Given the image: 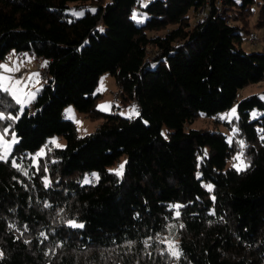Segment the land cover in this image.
<instances>
[{
	"label": "trees",
	"instance_id": "16d2710c",
	"mask_svg": "<svg viewBox=\"0 0 264 264\" xmlns=\"http://www.w3.org/2000/svg\"><path fill=\"white\" fill-rule=\"evenodd\" d=\"M142 1L0 0V61L12 52L49 66L19 117L0 87L11 144L0 160V264H264V89L239 99L264 82V49L243 47L254 15L264 29V0ZM106 73L137 117L96 106ZM234 104L238 117L220 119ZM68 105L104 121L79 135ZM201 117L215 127H191ZM220 124L236 126L231 140ZM53 135L66 145L47 144ZM123 154L120 175L109 166ZM238 155L242 171L229 165Z\"/></svg>",
	"mask_w": 264,
	"mask_h": 264
},
{
	"label": "rangeland",
	"instance_id": "374dc122",
	"mask_svg": "<svg viewBox=\"0 0 264 264\" xmlns=\"http://www.w3.org/2000/svg\"><path fill=\"white\" fill-rule=\"evenodd\" d=\"M150 0H143L142 5L145 6ZM208 8L210 9V5H206L205 7H201V9L196 13V16L198 18L204 17L207 14ZM78 13H81L79 15L83 14V11H79ZM201 14V15H200ZM133 16H135L138 24H143L147 18V13L142 9H134ZM195 17H192V21L195 22ZM252 26L250 27V33L247 36L246 41L243 43V47L247 51H260L264 49V29L261 28H254L253 23L255 22L256 15H254L252 18ZM169 28H166L165 30L160 31H154L152 34H165ZM248 41V42H247ZM151 51L155 52L156 48H151ZM157 53L153 54L156 55ZM17 57L16 54H14V58ZM44 66V63L41 62ZM7 65L8 68L18 69V71H3L0 73V77H3V79H0V87L8 90L17 101H26V103H20V112L17 114V117H19L26 107L30 106L31 103H33L38 95V92L42 88L45 82V77L41 75L40 70L37 68L35 64V59L29 55H25V57H22V55H19L18 58L15 59V62L8 60H3L1 65ZM12 65V66H10ZM2 69V68H1ZM14 73V74H13ZM4 85L7 87L5 88ZM264 89V82H260L258 84H250L249 86L243 88L239 92V99L248 96L249 94L258 93L261 90ZM120 91L119 86L117 85L116 79L113 75L106 73L103 74L100 78V81L96 87L95 93L99 94V97L96 101V106L101 109V105H110L106 110H102L107 113H119V116L122 118H131V117H137L140 114L139 109L137 108V105L134 103H128L123 104L120 97L116 98L115 93ZM264 100V96H263ZM235 108L236 109V117H238V111H237V104H234L232 108H230L228 111L220 113L218 116H220L223 119L224 117H227L231 110ZM133 109H135V112L138 113V115L134 114ZM117 110V112H116ZM65 112L67 114L71 113L72 120L75 122L76 129L78 131L79 135H85L88 133H92L95 131V129L101 124L104 119L103 118H96L92 119L85 115L82 112H79L73 105H68L65 109ZM255 113V116L253 115ZM261 113L260 110H253L251 112V119L256 118ZM234 117L231 119H225L226 121H231ZM213 118H204L201 117L197 121H195L193 124H191V127L193 128H207V127H215V123L213 122ZM218 129L225 132L228 135V139L231 140L234 136L235 132L234 129H236V126H233V128L229 129L226 124H220L217 126ZM237 130V129H236ZM162 132L167 135L168 128L164 126L162 128ZM0 135H3V132L0 131ZM12 141L16 142L18 140V137L15 135L11 138ZM8 140L5 139L4 141L0 142V145H2L3 142H7ZM52 141H56L61 147H64L66 145L65 138L59 136V135H53L48 138L47 144H53ZM10 145V148L8 152H10L11 144L9 141L7 142ZM55 145V144H53ZM2 147V146H0ZM45 153V148H41L36 152L35 154L30 155L33 158L34 163L36 164L38 155L41 151ZM241 156V155H239ZM237 157V156H236ZM243 160V158L241 157ZM127 162V155L123 154L114 164L109 166V169L111 171L117 172V170L120 169V166L123 165L122 173L125 170ZM243 162L247 165V163L243 160ZM239 164V161L236 159H232L229 161V165H237ZM121 175V174H120ZM171 242L177 249V244L174 241L173 238H170L168 240V244Z\"/></svg>",
	"mask_w": 264,
	"mask_h": 264
},
{
	"label": "snow or ice",
	"instance_id": "6c2138e0",
	"mask_svg": "<svg viewBox=\"0 0 264 264\" xmlns=\"http://www.w3.org/2000/svg\"><path fill=\"white\" fill-rule=\"evenodd\" d=\"M78 15L81 14V13H77ZM135 19V16L133 17ZM102 30V29H101ZM0 68H3L5 71H18V69H13V68H8L7 65H0ZM0 79H3V77H0ZM4 87L6 88L7 86L4 85ZM20 103H26V101H19ZM101 110H106L108 107H110V105H101ZM133 112L134 114L138 115L137 112H135V109H133ZM253 115L255 116V113H253ZM232 117H236V109L233 108L231 110V113L227 116V117H224L225 119H231ZM0 118H2V114H0ZM234 131H237L236 129H234ZM4 133L6 134L7 133V129L4 130ZM4 141V135H0V142ZM231 142V141H230ZM53 144L56 145V147H61V145H59L58 143H56V141H52ZM241 146H243V141L240 142ZM3 147L4 149V155H0V160H6L7 159V152L10 148V145L7 143V142H3L2 145H0ZM38 155H44V152L43 150L38 154ZM234 159H236L237 161H239V164L237 165H233L234 167H236L237 171H242L244 170L248 165H246L243 160L241 159V156H237L235 157ZM122 170H123V165L120 166V169L117 170V174H122ZM93 177L98 180L99 177L96 175V174H93ZM85 183H92L93 181L90 180V179H85L84 181ZM209 188V190H211V185H208L207 186ZM179 207V206H177ZM177 215H179V212H177ZM68 224L69 226L71 227H75V228H82L83 225L82 224H77L75 221H68ZM41 235H43V233H41ZM131 241H129V246L131 245ZM145 244L148 243V241H144ZM169 250H170V253H171V256L173 257H179L180 256V252L176 249V247L171 243L169 242Z\"/></svg>",
	"mask_w": 264,
	"mask_h": 264
},
{
	"label": "built area",
	"instance_id": "2783aa9c",
	"mask_svg": "<svg viewBox=\"0 0 264 264\" xmlns=\"http://www.w3.org/2000/svg\"><path fill=\"white\" fill-rule=\"evenodd\" d=\"M204 17H206V16H204ZM157 52H153V51L150 50V52H149V58L147 60H150V59L153 60V58L158 55V54L157 55H153V54H155ZM22 57H25V56L23 55ZM6 58H7L6 60H8V61H13L14 54L12 52H10V53H8V55H7ZM41 62L42 61H40L39 59H35V64H36L37 68L40 70L41 75L46 78L49 75V66H48V63H44V62H43L44 63V66H43ZM0 65H1V61H0ZM1 72H2V69L0 68V73ZM119 96H120V91H118V92L115 93V97L116 98H118ZM116 112H117V110H116Z\"/></svg>",
	"mask_w": 264,
	"mask_h": 264
},
{
	"label": "crops",
	"instance_id": "0c3cea01",
	"mask_svg": "<svg viewBox=\"0 0 264 264\" xmlns=\"http://www.w3.org/2000/svg\"><path fill=\"white\" fill-rule=\"evenodd\" d=\"M19 57V55H17V57H15L14 59H13V61L12 62H15V59L16 58H18ZM6 61V60H5ZM9 63H10V61H8ZM2 63V62H1ZM3 65V64H2ZM10 66H12V65H10ZM2 71H3V68H2ZM14 74V73H13ZM1 86V85H0ZM69 116H70V118H72V116H71V113L70 114H68Z\"/></svg>",
	"mask_w": 264,
	"mask_h": 264
}]
</instances>
